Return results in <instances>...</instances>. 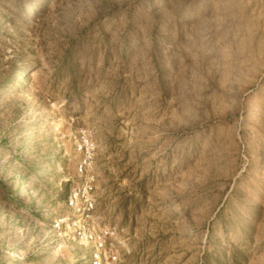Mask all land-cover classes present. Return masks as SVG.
<instances>
[{"label":"rangeland","instance_id":"1","mask_svg":"<svg viewBox=\"0 0 264 264\" xmlns=\"http://www.w3.org/2000/svg\"><path fill=\"white\" fill-rule=\"evenodd\" d=\"M82 128L125 264H264V0H0V264H90Z\"/></svg>","mask_w":264,"mask_h":264},{"label":"built area","instance_id":"2","mask_svg":"<svg viewBox=\"0 0 264 264\" xmlns=\"http://www.w3.org/2000/svg\"><path fill=\"white\" fill-rule=\"evenodd\" d=\"M76 145L81 153L77 166L81 181L71 187L66 198L69 213L59 219L56 225L58 228L66 226L72 229L73 240L77 245L88 248L90 264H125L132 248L122 230L117 226L100 225L96 222V151L87 129H80Z\"/></svg>","mask_w":264,"mask_h":264}]
</instances>
